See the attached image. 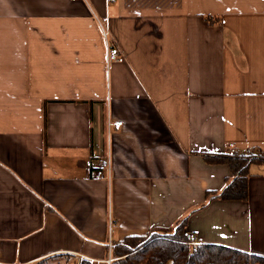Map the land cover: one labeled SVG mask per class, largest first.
Listing matches in <instances>:
<instances>
[{"label":"crops","instance_id":"crops-1","mask_svg":"<svg viewBox=\"0 0 264 264\" xmlns=\"http://www.w3.org/2000/svg\"><path fill=\"white\" fill-rule=\"evenodd\" d=\"M230 145L264 151V0H0V264H105L182 220L264 258V166L219 201L196 155Z\"/></svg>","mask_w":264,"mask_h":264},{"label":"trees","instance_id":"trees-1","mask_svg":"<svg viewBox=\"0 0 264 264\" xmlns=\"http://www.w3.org/2000/svg\"><path fill=\"white\" fill-rule=\"evenodd\" d=\"M210 24L220 23L205 17ZM209 165H225L230 179L213 199L219 201L246 202L248 197L249 169L253 165L264 166V151L251 148L239 152L231 148L222 154H196ZM185 220L171 233H147L143 236H128L111 243L110 264H264V258L214 244H199L195 251L187 245L184 234ZM55 258L39 260L31 264H50ZM81 264H90L82 260Z\"/></svg>","mask_w":264,"mask_h":264},{"label":"built area","instance_id":"built-area-1","mask_svg":"<svg viewBox=\"0 0 264 264\" xmlns=\"http://www.w3.org/2000/svg\"><path fill=\"white\" fill-rule=\"evenodd\" d=\"M103 37H107L106 31L103 30ZM113 62L122 63L124 62V57L119 53L118 49L116 48H107V64H111ZM122 126V122L120 121H114L109 122L108 127L113 128V130H119ZM233 148L232 145L229 146V149ZM111 174V163L109 160V157L106 159H102L99 162V171L96 172L93 177L96 180H109ZM187 239V245L195 251L196 247L199 245L197 240L193 237V235L186 236ZM81 260L77 264H81ZM112 260L109 258L107 261H105V264H110ZM93 264V263H91Z\"/></svg>","mask_w":264,"mask_h":264},{"label":"rangeland","instance_id":"rangeland-1","mask_svg":"<svg viewBox=\"0 0 264 264\" xmlns=\"http://www.w3.org/2000/svg\"><path fill=\"white\" fill-rule=\"evenodd\" d=\"M55 264H65L63 261H61V260H59V261H57V263H55Z\"/></svg>","mask_w":264,"mask_h":264}]
</instances>
